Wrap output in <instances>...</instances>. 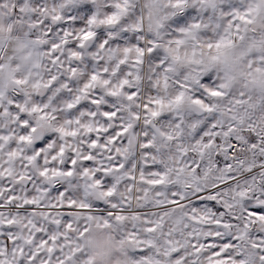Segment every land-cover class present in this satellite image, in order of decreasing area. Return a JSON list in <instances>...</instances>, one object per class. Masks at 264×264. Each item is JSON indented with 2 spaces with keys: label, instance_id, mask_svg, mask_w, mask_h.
Instances as JSON below:
<instances>
[{
  "label": "snow or ice",
  "instance_id": "1",
  "mask_svg": "<svg viewBox=\"0 0 264 264\" xmlns=\"http://www.w3.org/2000/svg\"><path fill=\"white\" fill-rule=\"evenodd\" d=\"M0 264H264V0H0Z\"/></svg>",
  "mask_w": 264,
  "mask_h": 264
},
{
  "label": "rangeland",
  "instance_id": "2",
  "mask_svg": "<svg viewBox=\"0 0 264 264\" xmlns=\"http://www.w3.org/2000/svg\"><path fill=\"white\" fill-rule=\"evenodd\" d=\"M86 2H87V0H86ZM94 11H95V9H94ZM138 11H139V9H137V12H138ZM69 12H70V14H71V13H72V10L69 9ZM81 15H83V14H81ZM204 15L207 16L208 13H204ZM193 18H195V17H193ZM81 24H82V22H81ZM175 27H176V26L173 25V24L171 23V21H169V22H168L167 31H168V32H172L173 29H174ZM120 39H121L122 42H123V41L134 42V40H133V34H132V33H128L127 35L121 34Z\"/></svg>",
  "mask_w": 264,
  "mask_h": 264
}]
</instances>
